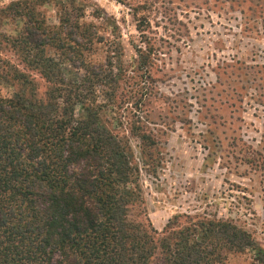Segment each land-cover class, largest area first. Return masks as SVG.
<instances>
[{
    "label": "rangeland",
    "instance_id": "obj_1",
    "mask_svg": "<svg viewBox=\"0 0 264 264\" xmlns=\"http://www.w3.org/2000/svg\"><path fill=\"white\" fill-rule=\"evenodd\" d=\"M13 1L0 0V34L16 35L23 26L18 18L2 17ZM62 2L82 7L83 29L88 25L102 37L93 38L84 50L86 61L105 64L110 58L115 71L119 64L125 68L113 103L118 100V106L109 107L117 117L108 111L105 116L115 131L128 137L141 168L143 202L130 207V220L164 231L171 220L185 222L186 215L230 219L252 234L255 245L230 253L228 264H260L264 3L43 0L37 7L47 24H59ZM1 52L32 79L33 86L21 89L26 96L46 99L52 85L22 64L21 48L3 44ZM47 53L58 54L52 47ZM64 67L72 79L85 75L68 62ZM20 84H0V95H13ZM76 113L81 115L80 106ZM145 133L156 142L147 157L142 153V146L150 143L142 139Z\"/></svg>",
    "mask_w": 264,
    "mask_h": 264
},
{
    "label": "trees",
    "instance_id": "obj_2",
    "mask_svg": "<svg viewBox=\"0 0 264 264\" xmlns=\"http://www.w3.org/2000/svg\"><path fill=\"white\" fill-rule=\"evenodd\" d=\"M40 1L17 0L2 10L3 19L23 26L0 34V84L21 83L13 95H0V264H228L230 253L254 246L252 234L230 219L186 215L164 231L130 220V207L143 202L141 168L128 137L105 116L113 115L125 68L115 71L110 58L86 61L84 50L102 37L83 29L82 7L62 2L59 24L51 26ZM3 44L21 48L22 64L52 85L46 99L21 90L32 79L1 57ZM67 62L83 69V78L69 77ZM142 139L150 140L142 153L153 155V135ZM257 250L264 264V250Z\"/></svg>",
    "mask_w": 264,
    "mask_h": 264
}]
</instances>
